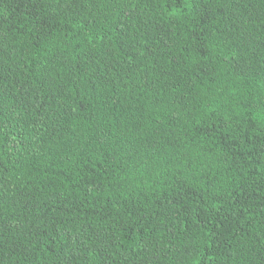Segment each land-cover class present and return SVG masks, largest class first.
<instances>
[{"label":"trees","instance_id":"16d2710c","mask_svg":"<svg viewBox=\"0 0 264 264\" xmlns=\"http://www.w3.org/2000/svg\"><path fill=\"white\" fill-rule=\"evenodd\" d=\"M0 264H264V0H0Z\"/></svg>","mask_w":264,"mask_h":264}]
</instances>
